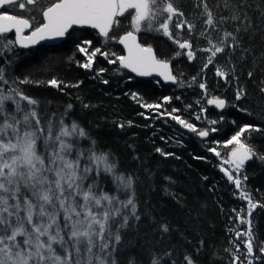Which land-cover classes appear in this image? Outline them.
<instances>
[{
    "label": "snow or ice",
    "instance_id": "obj_1",
    "mask_svg": "<svg viewBox=\"0 0 264 264\" xmlns=\"http://www.w3.org/2000/svg\"><path fill=\"white\" fill-rule=\"evenodd\" d=\"M177 4L178 0H0V9L10 6L20 10L18 14L0 10V57H3L0 64V264H121L119 256L124 251L125 232L138 227L145 215L139 211L137 185L140 177L120 170L114 153L100 149L97 141L77 120L69 122L73 108L71 103L62 113L53 112L45 118L39 110L41 102L26 95L18 86L43 82L32 81L27 76L23 79L11 77L8 69L14 61L7 54L15 57L13 49L16 45L28 48L45 39L64 37L74 25L97 29L105 42L114 40L116 37L112 33L120 27V18L131 16L132 30L119 36V43L127 49L126 56L102 51L100 47H93L91 40H84L76 45L78 52L86 57L82 63L77 61L78 66L93 69L95 58L100 55L108 63L118 61L123 68L140 76L157 73L164 81L177 82L170 61L158 59L151 46H143L137 41V33L155 32L173 40L180 50H186L175 52L174 58L186 55L189 61H193L197 52L208 53L202 72L215 64L218 54H226L231 64V57L237 51L240 61L252 57L253 66L247 72L249 79L255 76L257 68L264 72V51L256 54L252 43L257 36L264 43V0H215L214 4H210L209 0H196L194 7H202L196 19L203 17L205 25L199 37L207 41V47L195 50L189 40L181 42V39L173 37L170 26L177 17L180 19L175 23V28L183 30L186 26L190 35L196 28L194 22L184 18V12ZM249 10L258 13L255 20ZM41 18L42 22H39ZM25 29H30L29 35L23 34ZM13 30L14 40L5 35ZM110 55L115 59H108ZM215 69V75L226 82H238L240 79L235 67L225 71L222 65L216 64ZM105 71L100 68L97 75ZM196 80L197 77H192L193 83ZM46 83L62 90L63 81L57 77ZM80 83L64 86L78 87ZM103 83L108 84L109 81L104 80ZM257 87L260 93L257 104L261 106L258 115L264 119V79L259 81ZM199 88L210 95L206 83H199ZM130 95L139 102L137 93ZM248 98L246 87L238 85L235 99ZM169 100V97H164L165 102ZM207 104L223 109L227 102L213 97L207 100ZM141 106L161 107L146 103ZM82 107L95 106L82 102ZM178 111L174 108L161 114L170 116L199 137H207L209 131H217L215 127L210 130L198 129L175 114ZM201 111L205 109L201 108ZM241 111L251 114L247 108ZM196 119L201 117L198 115ZM209 123L215 125L218 121ZM127 124L131 126L132 121H127ZM118 127L124 128L125 124L120 123ZM253 133L264 135V127L245 123L224 144L225 147H233L223 163L230 165L237 174L246 162L253 159L264 163V153L259 152L251 142ZM40 141L43 142V152L38 150ZM81 141H88V147H81ZM155 151L165 157L173 155L159 147ZM210 151L221 155L215 148ZM221 171L240 188L238 175L234 178L232 172L223 166ZM151 178L152 174L149 173L148 179ZM163 179L169 184L175 183L171 177L165 176ZM108 180L114 186L112 192L105 189ZM164 191L173 195L167 185ZM240 196L248 201L249 216L257 207L264 208V204L254 203L246 192L241 191ZM151 221L155 223V217H151ZM244 222L241 218V223ZM247 223L249 230L246 233L248 239L244 242L245 259L246 264H254V261L261 260V256L254 253L251 220ZM154 231H159L163 240L173 229L162 221ZM235 235L239 238L242 233L237 231ZM203 245L204 241L201 240L200 247L195 249L196 254L202 251ZM225 251L232 253L231 264H244L237 254L240 251L238 243L235 244V251ZM258 251L264 254V246H260ZM173 253L174 246L159 253L147 249L148 264H168L169 261L178 264L173 259ZM127 264H142V261L129 256ZM179 264H198V261L193 253L185 250Z\"/></svg>",
    "mask_w": 264,
    "mask_h": 264
},
{
    "label": "trees",
    "instance_id": "obj_2",
    "mask_svg": "<svg viewBox=\"0 0 264 264\" xmlns=\"http://www.w3.org/2000/svg\"><path fill=\"white\" fill-rule=\"evenodd\" d=\"M195 3L196 0H178L176 5L184 12V18L196 24L191 35L186 26L183 30L175 28L179 17L170 26L173 37L181 39V42L189 40L193 50L207 47V41L199 37L205 27L204 18L196 19L202 7H194ZM209 3L214 4L215 0H209ZM5 11L18 14L20 10L8 6ZM249 11L255 20L258 13ZM120 19V27L112 33L116 39L107 42L94 30L87 28L72 30L64 41L55 45L25 49L15 46L13 51L16 56L7 54L14 61L8 72L13 78L23 79L27 76L32 81L43 82L18 86L26 95L41 102L39 110L45 118L53 112L62 113L66 105L71 103L73 108L69 114V122L77 120L97 141L100 149L114 153L120 170L140 177L137 185L139 211L145 215L138 227L125 232L122 245L124 251L119 256L121 264H127L129 256H135L138 262L148 264L147 249H154L159 253L173 246V259L178 264L183 260L185 250L194 254L198 264H231L232 253L225 249L235 251L236 243L240 245L237 254L246 264L244 242L248 237L241 235L237 238L235 235L237 231L244 233V227L249 230V225L241 223V218L245 222L251 220L254 253L261 256V260L254 261V264H264V254L258 251L260 246H264V208L257 207L251 216L246 215L248 201L240 196L234 180L229 181L221 171V166L229 170L232 168L223 162L233 146L225 147L224 144L239 127L245 123L264 127V119L258 115L261 106L257 104L260 98L257 85L264 79V72L257 68L255 76L249 79L247 72L252 69V57L248 56L245 61H240L239 51L231 57V64L228 63L229 57L226 54H218L215 64L202 72L208 53L197 52L193 61H189L186 55L174 58L175 52L186 50H180L173 40L155 32L137 34L144 46L154 48L158 59L170 61L173 73L177 76V83L173 86L164 85L156 79H135L119 67L118 61L110 64L100 55L95 58L93 69L79 67L77 61L82 63L86 57L78 52L76 45L84 40H91L93 47H100L102 51L122 55L117 39L132 29L131 16ZM39 22H42V18ZM5 35L14 40L12 34ZM252 43L256 54L264 51V43L260 42L259 36ZM244 44L248 46L247 37L244 38ZM108 59H115V56L110 55ZM2 63L3 57H0V64ZM216 64L222 65L225 71L235 67L239 81L226 82L217 77ZM100 68L106 71L98 76ZM194 76L197 77L195 83L192 82ZM53 77L63 81L62 90L46 83ZM104 80L109 83L104 84ZM77 82H81L78 87L64 86ZM201 82L206 83L210 95L199 88ZM240 84L246 87L250 98L237 101L235 91ZM131 93L138 94L139 102L132 99ZM164 97H169L170 100L165 102ZM213 97L225 99L226 107L219 109L209 106L207 100ZM82 102L95 107L85 109ZM145 103L159 104L161 107L144 108L141 105ZM174 108L179 110L175 114L193 123L198 129L210 130L215 127L217 131H209L207 137H199L170 116L161 114L171 112ZM201 108L205 111L202 112ZM244 108L249 109L251 114L241 111ZM198 115L201 117L199 120L196 119ZM212 120L218 123L212 125L209 123ZM127 121H132L131 126ZM120 123H124L125 127H118ZM252 136L251 142L259 152L264 153V135L253 133ZM80 146L88 147V141H81ZM157 147L173 155L162 156L155 151ZM211 148H215L221 155L217 156L210 151ZM38 150L44 151L42 141L38 142ZM232 169L230 171L234 175ZM149 173L152 174L151 179H148ZM239 175L252 201L264 204V163L257 159L246 162ZM165 176L171 177L175 183L166 182L163 179ZM166 185L173 195L165 193ZM105 189L114 191L110 180L105 182ZM151 217H155V223L151 221ZM162 221H166L173 229L163 240L160 232L154 231ZM201 240L204 241L202 251L196 254L195 249L200 247ZM157 241L160 243L157 244Z\"/></svg>",
    "mask_w": 264,
    "mask_h": 264
},
{
    "label": "water",
    "instance_id": "obj_3",
    "mask_svg": "<svg viewBox=\"0 0 264 264\" xmlns=\"http://www.w3.org/2000/svg\"><path fill=\"white\" fill-rule=\"evenodd\" d=\"M4 7H6V6H4ZM3 7V8H4ZM2 8V9H3ZM2 9H0V10H2ZM92 29V30H94L98 35H99V32H98V30L97 29H93V28H91L90 26H80V25H74L73 26V28H71V29H69V32L64 36V37H61V38H54V39H45V40H42V41H39L36 45H30L28 48H30V47H36V46H40V45H55V44H58V43H60V42H62V41H64L65 39H66V36L72 31V30H74V29H77V30H82V29ZM13 35H14V39H15V34H14V30H13V32H11ZM126 33V32H125ZM24 35H29L30 34V29H25L24 30V33H23ZM124 34V33H123ZM122 34V35H123ZM137 35V41L140 43V44H142L141 42H140V38H139V35L138 34H136ZM100 36V35H99ZM117 44H118V46L121 48V50H122V55H124V56H126L127 55V49L124 47V45L123 44H120L119 43V37H118V39H117ZM143 45V44H142ZM17 47H19V48H22V47H20L19 45H16ZM144 46V45H143ZM147 47V46H146ZM152 47V46H151ZM153 48V47H152ZM22 49H25V48H22ZM153 52H154V54H155V56L157 57V55H156V52H155V50H154V48H153ZM158 58V57H157ZM162 60V59H161ZM118 65H119V67L121 68V69H123L124 71H126L127 73H129L133 78H135V79H141V80H150V79H156V80H159L160 82H162L164 85H167V86H173V85H175L177 82H172V81H164L163 80V78L162 77H160L157 73H152L151 75H149V76H140V75H138L137 73H135V72H132L130 69H128V68H123L120 64H119V62H118ZM170 68H171V71H172V73H173V69H172V65H171V63H170ZM173 75H174V73H173ZM209 106H214V105H209ZM215 107V106H214ZM217 108V107H216ZM220 109V108H219Z\"/></svg>",
    "mask_w": 264,
    "mask_h": 264
},
{
    "label": "rangeland",
    "instance_id": "obj_4",
    "mask_svg": "<svg viewBox=\"0 0 264 264\" xmlns=\"http://www.w3.org/2000/svg\"><path fill=\"white\" fill-rule=\"evenodd\" d=\"M130 11H131V10H130ZM231 169H232V168H231ZM231 169H230V170H231ZM232 170H234V169H232ZM237 175H238L239 179L241 180V176H240L239 174H237V173L235 172V170H234V175H233L234 178H235ZM238 189H239V193H241V191L246 192V190H245L244 185L242 184V182H241V186H240V188H238ZM247 214H249L248 211H246V215H247ZM244 225H245V226H248L249 224H248L247 221H246V222H244ZM244 228H245V227H244ZM244 228L242 229V230H244V233H242V236H246V237H247L246 233H247L248 230H245Z\"/></svg>",
    "mask_w": 264,
    "mask_h": 264
},
{
    "label": "flooded vegetation",
    "instance_id": "obj_5",
    "mask_svg": "<svg viewBox=\"0 0 264 264\" xmlns=\"http://www.w3.org/2000/svg\"><path fill=\"white\" fill-rule=\"evenodd\" d=\"M6 7H8V6H6ZM6 7H4V8L2 9V11H5V8H6ZM9 14H10V13H9ZM9 34H12V33H9ZM12 35H13V34H12ZM13 37H14V35H13Z\"/></svg>",
    "mask_w": 264,
    "mask_h": 264
}]
</instances>
